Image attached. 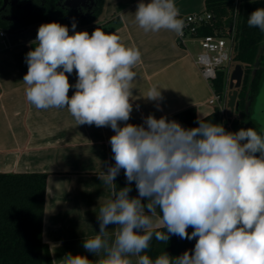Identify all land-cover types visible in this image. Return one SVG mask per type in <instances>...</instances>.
I'll list each match as a JSON object with an SVG mask.
<instances>
[{"label": "clouds", "instance_id": "obj_1", "mask_svg": "<svg viewBox=\"0 0 264 264\" xmlns=\"http://www.w3.org/2000/svg\"><path fill=\"white\" fill-rule=\"evenodd\" d=\"M178 15L174 0H151L138 5L135 19L146 32L182 34ZM247 24L264 32V8L252 12ZM140 60L138 49L126 48L100 28L70 36L68 27L57 22L38 28L35 48L26 55L27 100L37 109L67 107L78 125L110 126L116 133L110 138L115 165L104 182L115 186L124 169L128 184L135 181L138 190V197L130 198V186L114 187L113 198L100 208L99 234L85 239L83 248L93 254L104 250L106 258L97 264H132L128 254L145 252L153 236L167 242L171 234L198 237L194 254L163 252L154 261L145 254L139 264H264V136L253 128L226 132L223 125L203 120L185 129L151 114L144 120L147 128H120L118 121H128L133 110L129 101L136 73L131 69ZM74 69L78 80L69 98L73 86L65 73ZM144 97L162 98L156 86ZM141 198L148 202L142 204ZM158 208L166 231L151 230ZM110 224L118 226L111 243ZM63 261L92 264L87 256L70 252Z\"/></svg>", "mask_w": 264, "mask_h": 264}, {"label": "crops", "instance_id": "obj_2", "mask_svg": "<svg viewBox=\"0 0 264 264\" xmlns=\"http://www.w3.org/2000/svg\"><path fill=\"white\" fill-rule=\"evenodd\" d=\"M150 2L105 0L101 15L92 23L141 54L140 62L131 69L136 73L129 101L133 110L128 121H118L120 128L126 124L147 128L144 120L150 114L169 120L192 110L201 120L216 109L209 103L210 82L195 62L191 46L196 43L189 41L182 46L174 31L146 32L139 26L137 7ZM174 2L180 15L206 9V0ZM47 23H33L0 35V173H46L42 238L49 247L52 264H64L69 252L87 256L97 264L106 253L103 249L98 254L88 252L83 243L99 234L100 208L113 198L114 186L104 179L109 167L115 165L110 138L116 133L110 126L78 125L67 107L37 109L27 100L23 82L28 71L26 55L35 48L38 28ZM67 27L70 36L79 32V27ZM65 74L73 86L68 92L71 98L78 75L75 69ZM153 86L160 89L162 97L155 101L144 97ZM160 219L159 213L152 218V229L163 226ZM117 227L106 226L109 243L114 241ZM127 258L139 264L140 254H128Z\"/></svg>", "mask_w": 264, "mask_h": 264}, {"label": "trees", "instance_id": "obj_3", "mask_svg": "<svg viewBox=\"0 0 264 264\" xmlns=\"http://www.w3.org/2000/svg\"><path fill=\"white\" fill-rule=\"evenodd\" d=\"M237 0H206V10L214 16V21L202 27V34H211L216 28L225 27L232 23L229 17L234 10ZM105 0H95L92 14L83 20H73L65 17L53 1H47L40 12L24 23H8L0 19V29L16 32L37 22H57L64 26L76 27L94 23L103 11ZM258 8H264V0H238V14L236 20L235 38L236 52L233 57L235 64L244 67L243 85L239 92V107L237 116L226 117V124H222L219 109L204 117L203 121L223 125L226 132L235 133L240 129L253 128L258 132L259 123L252 118V108L264 79V32L258 27H249L248 16ZM263 65L262 69L253 75L254 66ZM215 90L220 92L224 85V72L220 71L214 81ZM252 96L247 102V95ZM247 110L250 117L242 113ZM238 112L240 114H238ZM179 122L185 129L199 127L195 113L192 110L182 112L169 121ZM243 143V142H242ZM257 157L260 153L255 154ZM47 174L42 172H14L0 173V264H52L49 247L42 238L43 217L46 194ZM116 191L124 187H131L129 197H138L135 181L129 185L124 173L114 180ZM146 204L147 198H141ZM157 213L162 216L159 208ZM152 231H166L164 226L151 229ZM191 234L194 229H187ZM198 237L192 240L181 239L171 235L167 242L158 241L155 236L150 240L149 248L141 255H148L153 261L163 252L170 257H179L185 251L194 254V247Z\"/></svg>", "mask_w": 264, "mask_h": 264}, {"label": "built area", "instance_id": "obj_4", "mask_svg": "<svg viewBox=\"0 0 264 264\" xmlns=\"http://www.w3.org/2000/svg\"><path fill=\"white\" fill-rule=\"evenodd\" d=\"M238 14V0L235 3L234 10L230 11L229 17H232V23L225 27H219L211 34H202L203 26L214 21V16L206 9L202 12L178 15V19L183 22L182 34H177L178 43L187 46L189 41L198 43L201 52L195 55V62L202 75L210 82L212 96L209 100L211 105L219 109L222 119L228 116V99L230 93L231 74L234 68L233 57L236 52L237 40L235 38L236 20ZM97 28L104 31L99 24H87L78 28V31H87L89 35ZM5 30H0V35L4 36ZM224 72L223 90H215L214 81L219 72Z\"/></svg>", "mask_w": 264, "mask_h": 264}, {"label": "flooded vegetation", "instance_id": "obj_5", "mask_svg": "<svg viewBox=\"0 0 264 264\" xmlns=\"http://www.w3.org/2000/svg\"><path fill=\"white\" fill-rule=\"evenodd\" d=\"M47 1L49 0H7V2L4 3V0H0V19L8 23H24L28 19L37 15ZM50 1H53L55 5H57L60 9H62L63 11L62 14L69 19L83 20V19H87L92 14L91 13L89 16L85 17V15L89 10V6L91 5L90 0L86 1L87 7H84L81 4L76 7H70L66 4L67 0H50ZM94 5H95V0H94ZM94 5L92 6L91 11H93ZM262 67L263 65L254 66L252 70V74L255 75L259 69H262ZM242 85H243V81H242ZM241 87L239 88V92ZM258 94L256 95L254 104L256 102ZM251 98L252 96L248 94L247 102H250ZM242 113L245 115V117L247 118L250 117L247 110L244 109ZM238 114L240 113L238 112ZM257 133L259 134V128Z\"/></svg>", "mask_w": 264, "mask_h": 264}, {"label": "water", "instance_id": "obj_6", "mask_svg": "<svg viewBox=\"0 0 264 264\" xmlns=\"http://www.w3.org/2000/svg\"><path fill=\"white\" fill-rule=\"evenodd\" d=\"M87 0H67L66 4L70 7H76L80 4L84 7H87L86 5ZM91 5L89 6V10L85 17L89 16L92 13V6L94 5V0H90ZM7 0H4V3H6ZM244 78V67L241 64H235L232 74H231V81H230V93H229V99H228V116L234 117L235 112L237 111L239 107L238 102V95H239V88L242 85V81Z\"/></svg>", "mask_w": 264, "mask_h": 264}, {"label": "rangeland", "instance_id": "obj_7", "mask_svg": "<svg viewBox=\"0 0 264 264\" xmlns=\"http://www.w3.org/2000/svg\"><path fill=\"white\" fill-rule=\"evenodd\" d=\"M191 47L195 55L201 52L202 50L198 43ZM235 116H237V112H235L234 117ZM252 118L255 119L258 123H260L259 134L264 136V79L254 107L252 108ZM221 121L222 124L227 123L225 119L221 118Z\"/></svg>", "mask_w": 264, "mask_h": 264}]
</instances>
